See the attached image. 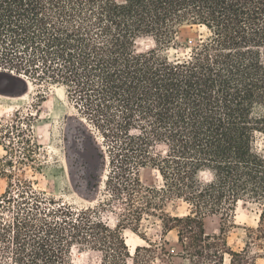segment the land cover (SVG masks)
<instances>
[{"label":"trees","instance_id":"trees-1","mask_svg":"<svg viewBox=\"0 0 264 264\" xmlns=\"http://www.w3.org/2000/svg\"><path fill=\"white\" fill-rule=\"evenodd\" d=\"M186 26L206 31L171 57ZM142 38L157 46L139 52ZM0 69L68 88L103 138L104 193L119 210L112 228L94 208L11 179L0 194V264H78L75 248L89 264H151L158 247L132 253L123 234L145 216L177 230L192 264L217 263L226 240L206 234L205 217L230 221L241 202L260 207L264 231V0H0ZM143 168L162 184L145 185ZM172 202L185 212L168 211Z\"/></svg>","mask_w":264,"mask_h":264},{"label":"rangeland","instance_id":"rangeland-1","mask_svg":"<svg viewBox=\"0 0 264 264\" xmlns=\"http://www.w3.org/2000/svg\"><path fill=\"white\" fill-rule=\"evenodd\" d=\"M205 31L196 26L182 28V47H172L166 54L173 57L178 52L186 53L187 46ZM156 46L152 38H142L137 43L139 52ZM42 82L24 73L0 69V194L8 188L9 180H26L31 184L27 187L29 193L33 187L57 202L94 208L102 220L116 228L119 210L107 204L104 193L108 157L103 138L81 113L65 85ZM258 146L264 149V135H259ZM141 178L147 186L162 184L160 174L152 168H143ZM14 191L19 195L17 187ZM167 210L182 213L185 204L172 202ZM6 215L11 217V213ZM259 222L260 207L251 202L239 203L230 221L223 222L218 215L205 217L206 234L222 232L226 240L223 260L211 264H239L240 258L232 263L230 251H246L253 264H264V231L259 229ZM123 234L131 241L132 253V246L150 247L152 243L158 247L151 264H192L182 250L177 230H165L158 217L145 216L137 230L124 228ZM163 247L169 256L163 253ZM72 257L78 264H89L94 259L90 252L78 248Z\"/></svg>","mask_w":264,"mask_h":264},{"label":"bare ground","instance_id":"bare-ground-1","mask_svg":"<svg viewBox=\"0 0 264 264\" xmlns=\"http://www.w3.org/2000/svg\"><path fill=\"white\" fill-rule=\"evenodd\" d=\"M127 244L130 245V246L132 245V244H131V241H129V239L127 240ZM137 246H138V245H137ZM132 247H133L132 250L134 251V249H136V246H132Z\"/></svg>","mask_w":264,"mask_h":264}]
</instances>
